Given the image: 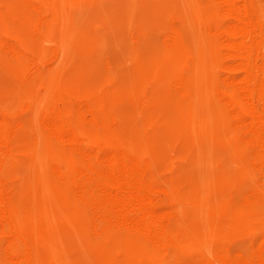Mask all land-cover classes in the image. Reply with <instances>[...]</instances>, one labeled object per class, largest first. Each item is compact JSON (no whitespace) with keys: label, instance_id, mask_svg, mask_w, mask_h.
<instances>
[{"label":"rangeland","instance_id":"374dc122","mask_svg":"<svg viewBox=\"0 0 264 264\" xmlns=\"http://www.w3.org/2000/svg\"><path fill=\"white\" fill-rule=\"evenodd\" d=\"M0 141L35 264L264 261V0H0ZM78 150L135 166L160 247L80 215Z\"/></svg>","mask_w":264,"mask_h":264},{"label":"bare ground","instance_id":"6f19581e","mask_svg":"<svg viewBox=\"0 0 264 264\" xmlns=\"http://www.w3.org/2000/svg\"><path fill=\"white\" fill-rule=\"evenodd\" d=\"M46 130L53 137H57L55 128L48 127ZM247 142L251 144L250 140H247ZM1 146L2 142L0 141ZM78 152L81 161L74 170L67 171L61 165L55 164L53 171L64 183L68 193L73 195L74 200L78 204H82L83 208L80 215L84 218L89 215L91 228L95 229L101 223L104 224V228H123L126 231L143 236L150 243L160 247L162 241L158 232L148 229L144 223L145 218H148L149 214H147L140 198L137 196L134 175L135 166L132 163H127L119 155L116 158L117 169L114 170L112 167L113 160L110 157L99 164L96 163L93 155L81 150H78ZM255 155H257V152H255ZM1 165L2 163L0 162V169ZM9 200L8 185L0 177V245L4 263L35 264L33 259L35 246L33 242L23 240L13 229L3 223L10 217L7 209ZM124 201L129 202L128 205L126 204L127 206L125 205L128 212H136L137 215L131 216L122 212ZM219 262L224 264L221 259ZM232 263L245 264L240 259ZM255 264H264V261L257 259Z\"/></svg>","mask_w":264,"mask_h":264}]
</instances>
